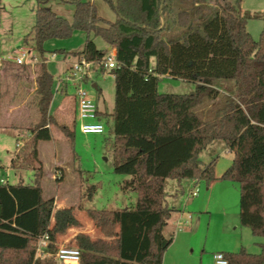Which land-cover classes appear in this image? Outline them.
Segmentation results:
<instances>
[{"label":"trees","instance_id":"16d2710c","mask_svg":"<svg viewBox=\"0 0 264 264\" xmlns=\"http://www.w3.org/2000/svg\"><path fill=\"white\" fill-rule=\"evenodd\" d=\"M49 1L35 0V23L23 38L32 39L43 58L35 78L39 118L9 167L30 170L33 181L0 183V264H52L46 255L57 251L59 237L82 227L74 207L43 198L38 152L40 132H47L48 140L47 125L57 123L49 113L54 78L45 67L44 44L68 39L75 30L86 32V39L72 56L97 64L101 72L107 52L91 36L115 51L113 108L109 114L97 112V119L104 120L114 173L127 176L122 190L136 195L125 209L83 208L100 237L83 232L72 237L79 264H162L174 238L164 230L178 211L165 203L164 182L192 179L209 185L216 179V159L205 164L198 155L215 141L233 154L221 179L239 185L240 225L264 237V28L257 40L251 37L246 24L252 16L242 12L241 0H102L115 12L114 21L99 16L88 0H70L74 13L68 20L52 12ZM210 3L211 15L197 22ZM255 17L264 21V13ZM172 29L177 33L165 35ZM164 76L192 83L194 91L159 93ZM216 81L228 84L225 94L200 120L190 109L216 93L208 87ZM58 127L72 143L75 121ZM94 192V185L87 189L88 201ZM42 236L47 237L44 258L36 255ZM224 255L229 264H261L264 244L258 253L242 248Z\"/></svg>","mask_w":264,"mask_h":264},{"label":"rangeland","instance_id":"374dc122","mask_svg":"<svg viewBox=\"0 0 264 264\" xmlns=\"http://www.w3.org/2000/svg\"><path fill=\"white\" fill-rule=\"evenodd\" d=\"M88 1L95 5L99 16L109 21L115 20L116 14L108 4L102 0ZM47 7L58 16L72 19L74 5L70 0H50ZM212 8L213 3L206 6L197 22L207 19ZM241 10L252 16L247 21L246 29L257 40L264 28V21L255 16L264 13V0H241ZM34 23L35 0H0V179L10 184H31L33 181L30 170H12L9 163L23 146L28 137V129L39 118L35 78L43 58L35 51L32 39L23 42ZM176 33L177 30L172 29L165 35ZM85 39L86 32L75 30L68 39H51L44 44L47 50L45 67L54 78L49 113L57 123H49L52 131L48 140V133L40 132L38 152L44 171L41 180L43 198L52 197L55 202L74 207L77 218L82 222L80 229L90 234L95 231L100 237L99 230L86 216L83 208L125 209L135 203L136 195L133 191L122 190V181L127 176L114 173L112 155L105 148V133L84 135L79 131L80 120L73 84L66 86V95L61 96L60 93L61 88H64L62 80L67 74L68 64L76 60L71 53L81 51ZM91 39L97 48L109 52L100 37L91 36ZM18 46L30 48L32 58H27L24 65H17L11 60ZM56 50H64L67 54L63 58L57 52L54 54ZM30 73L35 74L31 79ZM89 77L82 88L96 106L97 112L109 114L114 101L113 75L109 69L101 72L95 64ZM193 87L192 83L166 76L158 82V91L162 94L182 95L190 93ZM60 103L63 106L69 105L66 115L56 112ZM8 109L12 110L10 116L6 113ZM74 120L75 134L70 143L59 130L58 124L71 126ZM100 121L104 124V120ZM232 158L233 154L226 150L224 143L215 141L198 155V159L205 164L216 159L217 180L211 187L204 181L197 182L194 187L190 184L191 179L165 180V203L178 211L172 214L164 230L166 235L173 233L174 239L163 254L162 264H212L211 257L215 252H238L242 248L249 253L259 252V244H264V237L253 236L250 229L239 222L238 183L221 179ZM92 185L95 186V192L88 201L85 193ZM191 188L197 190L195 196L190 194ZM60 246H74L70 236L60 241ZM46 256L52 264H59L53 255Z\"/></svg>","mask_w":264,"mask_h":264},{"label":"built area","instance_id":"2783aa9c","mask_svg":"<svg viewBox=\"0 0 264 264\" xmlns=\"http://www.w3.org/2000/svg\"><path fill=\"white\" fill-rule=\"evenodd\" d=\"M15 56L11 57V60L17 65L26 64L25 60L30 57V48L24 46H18L14 51ZM103 62V66L106 69L115 68V53L114 50H109ZM95 66L91 61L86 60L84 57L76 58L68 68L67 74L62 80L64 83V88L71 83L74 86L75 97L77 98V115L80 120L79 131L84 134H94L103 135L106 131L103 122L97 119L96 106L88 99L86 91L82 88V85L89 79V72ZM6 181L0 179V183H5ZM196 191H191V195H196ZM47 237L42 236L38 239L36 255H44L43 251L46 248ZM55 262L59 264H68L69 261H74L79 263L80 251L74 246H60L57 251L53 254ZM213 264H229L227 258L223 252H215L212 255Z\"/></svg>","mask_w":264,"mask_h":264},{"label":"crops","instance_id":"0c3cea01","mask_svg":"<svg viewBox=\"0 0 264 264\" xmlns=\"http://www.w3.org/2000/svg\"><path fill=\"white\" fill-rule=\"evenodd\" d=\"M108 50H112L108 47ZM115 53V51H114ZM70 64H68V67H69ZM1 71V70H0ZM33 76H35L34 73H30L29 75V79H31ZM27 77V76H25ZM228 84L223 82V81H216V82H212L211 84L208 85L209 88L213 89L216 93L209 97V98H203L201 102H199L197 105H195L194 107H192L190 109V113L194 116H196L198 119L200 120H203L205 119L208 114L210 112H212L215 104L219 101V99L221 98L222 94H225V90L227 88ZM194 88V87H193ZM194 90H191L190 93H192ZM61 93V96L66 95L67 91L66 89H63L62 91H60ZM190 93H186V94H190ZM68 109H70L69 105L67 104L66 106H63L61 103L57 106L56 108V112L57 113H61L63 112L64 115H66V112L68 111ZM7 115H11L12 114V110L11 109H8L7 110ZM51 114V113H50ZM54 117V116H53ZM55 118V117H54ZM56 120V119H55ZM75 121V120H74ZM57 122V121H56ZM73 122V121H72ZM51 126L52 125H47V128L49 129V131L51 132ZM54 126V125H53ZM55 131V130H53ZM66 138V137H65ZM67 139V138H66ZM14 156V155H13ZM12 156V158H13ZM11 158V159H12ZM10 159V160H11ZM217 180V177L215 180H213L212 182H210V184L208 185V187H211ZM190 184L193 185L194 187L196 186L197 184V181L195 180H190ZM193 187V188H194ZM191 188V191H193ZM190 191V192H191ZM192 196H195V195H192ZM50 198V197H49ZM46 199V198H45ZM56 206L57 207H65V204L63 203H60L59 201H56L55 202ZM176 209V208H175ZM177 212V211H176ZM75 213H77L75 211ZM77 216V215H76ZM170 220V219H169ZM169 220L167 222V225H166V228L168 227V223H169ZM79 221L81 222V220L79 219ZM82 223V222H81ZM79 232H83V233H86L88 234L91 238H96V237H99V234H97V232L93 231L94 234H90L89 232L85 231V230H82V229H77V228H71L67 231V234L66 235H63V236H60L59 237V241H63V239L68 235L70 236V238L72 239V237L74 235H76L77 233ZM174 239V238H173ZM211 260H212V257H211ZM212 264H213V260H212Z\"/></svg>","mask_w":264,"mask_h":264},{"label":"water","instance_id":"95a60500","mask_svg":"<svg viewBox=\"0 0 264 264\" xmlns=\"http://www.w3.org/2000/svg\"><path fill=\"white\" fill-rule=\"evenodd\" d=\"M68 264H79V263L74 262V261H69Z\"/></svg>","mask_w":264,"mask_h":264}]
</instances>
